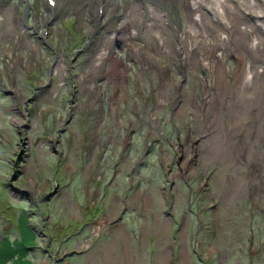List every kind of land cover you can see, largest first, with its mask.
I'll list each match as a JSON object with an SVG mask.
<instances>
[{
	"label": "rangeland",
	"instance_id": "1",
	"mask_svg": "<svg viewBox=\"0 0 264 264\" xmlns=\"http://www.w3.org/2000/svg\"><path fill=\"white\" fill-rule=\"evenodd\" d=\"M53 1L0 0V264H264V0Z\"/></svg>",
	"mask_w": 264,
	"mask_h": 264
},
{
	"label": "bare ground",
	"instance_id": "2",
	"mask_svg": "<svg viewBox=\"0 0 264 264\" xmlns=\"http://www.w3.org/2000/svg\"><path fill=\"white\" fill-rule=\"evenodd\" d=\"M206 1L210 2V0H197V1L191 3V7H192V9H194L197 12V9L202 7L203 6L202 3L206 2ZM218 1H219V3H218V5H216L215 9H212L210 7L209 8L215 13V17L222 18V22H224L225 21V13H226L225 0H218ZM101 2L102 1H99V6H98L99 10H102V8L104 6V4ZM204 9L207 10V8H204ZM210 9H208V10H210ZM149 16L151 19V25L152 26H155L157 24L158 18H161V19L164 18L162 11L158 10L156 7H155V10H153L152 12L150 11ZM258 16H260V14ZM194 17H195V20L197 23L203 22L202 19L200 20L198 13H196ZM247 75H249V76L246 77V83L251 86L253 76H251L250 73H248Z\"/></svg>",
	"mask_w": 264,
	"mask_h": 264
}]
</instances>
